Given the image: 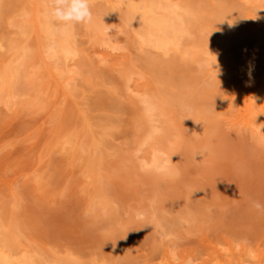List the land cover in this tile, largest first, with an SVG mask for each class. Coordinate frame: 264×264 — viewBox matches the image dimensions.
Masks as SVG:
<instances>
[{
	"label": "rangeland",
	"instance_id": "1",
	"mask_svg": "<svg viewBox=\"0 0 264 264\" xmlns=\"http://www.w3.org/2000/svg\"><path fill=\"white\" fill-rule=\"evenodd\" d=\"M3 1L0 41L7 44L18 36L14 22L35 3ZM113 1L90 6L93 17L109 19L108 34L122 49L113 53L85 43L77 24L78 47L86 53L90 46L107 60L80 55L70 92L47 76L53 60L39 58L35 37L27 39L36 54L20 68L25 76L14 88V104L0 103L1 219L21 245L80 264H205L216 255L221 264H239L248 254L264 257V210L253 207L254 201L264 204V104L256 98L249 111L247 91L255 83L230 69L260 56L253 35L241 40L239 34L247 33L250 13L264 0H173L193 13L191 33L182 40L185 54L141 48L125 26L123 9L109 7ZM222 37L225 43L218 41ZM202 49L221 57L209 62L211 54ZM31 62L34 79L27 72ZM124 75L132 79L126 82ZM126 84L137 95L127 93ZM149 94L162 104L153 117L158 131L138 148L148 124L139 97ZM87 120L90 132L83 130ZM102 131L95 153L103 152V175L94 183L87 177V152L72 155L70 145L61 148L59 141L72 133L93 152ZM150 143L174 156L173 175L140 167L150 158ZM96 186L113 201L111 209L92 198ZM134 209L145 215L131 217Z\"/></svg>",
	"mask_w": 264,
	"mask_h": 264
},
{
	"label": "bare ground",
	"instance_id": "2",
	"mask_svg": "<svg viewBox=\"0 0 264 264\" xmlns=\"http://www.w3.org/2000/svg\"><path fill=\"white\" fill-rule=\"evenodd\" d=\"M33 1L35 3V7L32 9L25 8V10H23V12L20 14L21 17L19 18V20L14 22V25L17 28L16 33H18L17 34L18 36H16L13 39H9L10 41H8L7 44L1 42L3 39L0 41V56L5 55L4 57L2 56L0 57V103L4 102L5 105H7L6 103L14 104V100L16 98L15 96H17L15 95L14 88L16 84H18L20 77L25 76V74L23 73L24 70L21 73L20 68L26 61L31 60L30 58H32L33 54L35 53V51L31 50V48L28 47L29 45L26 43L27 39L30 36L35 37L37 56H39V58L42 59L46 58L53 60V65L47 67V76L49 73L50 79L56 80L59 86H61L63 89L65 88L71 89L75 87L74 80H76V77L78 76L79 73L77 71L78 65L76 66L77 63L76 60L80 55H83L84 58H87L88 59L87 61H89L91 57L94 58L96 56L95 59L97 60L94 61L101 64H104L107 60L105 57L98 55L93 47H92L93 48L92 51L91 50L88 51L90 47L88 46L86 53H85L86 51L85 49H80L78 47L76 36H78L79 33H77V31L75 30L77 24L68 27L67 29H62L58 25L48 23V21L44 16V10L48 5L49 0H33ZM93 2L94 0H90V4ZM3 3L4 1L0 0V14H3L1 12L4 11L5 8V4ZM262 5H264V3H262ZM109 7H116V8L121 7L123 9L122 11L124 12V15L122 16L124 19L125 26L129 30H131L133 37L137 40L141 48L145 47L151 50L155 49L161 51L163 54H167L171 50L178 52L181 51V54L188 53L187 50L188 48L186 49L185 46L184 48H182L183 47L182 40L185 36H188L191 33L190 18H192L191 16L192 12L190 7L185 6L184 4H180L178 1L175 2L173 0H168V1L167 0H116ZM122 11L121 14L123 13ZM7 18L9 17L7 16ZM108 20L109 19L100 16L93 17L90 23L80 24L79 28H82L83 36L84 35L87 36V38H85L86 40H84L85 43L86 42L90 44L97 43L100 47L104 49H108L110 52L114 53L122 48L118 46L117 40H115L114 38L111 39L108 34V30L112 28V24ZM249 20L251 26L249 25L250 26V27L248 26L249 28H245V30L247 29V33L244 30L243 31L240 30L241 32L239 35L241 37V40L245 39L247 34L253 35L252 37H254V39L253 40L251 39L252 40L251 42L256 43L258 49L257 54L259 53L260 56L258 55L259 57L256 58H251L252 57L251 56L249 57V59L247 58V60L245 61H242L240 63L238 62L239 64L238 65L236 64L237 66L235 67L231 66L232 68L230 69H232L231 71L236 73L239 77H245V78L251 77L253 79V82L255 83L254 90L247 91L248 93L247 104H248V109L251 112V104L254 103V99L257 98L261 104H264V6H260L257 8V10L254 13H250ZM9 25L12 26L11 22ZM232 34L233 33L231 32V35ZM226 40L227 38L222 37L218 41L225 43ZM188 43H190L189 51H191V53H196L197 49L195 48V45H192L191 42ZM255 43H253L254 44L252 45L253 47H255ZM209 51L208 49L205 50L202 49L201 53L203 55L204 54L210 55L211 53ZM83 52L85 54H83ZM217 53L211 54V57L206 58V60L211 62L219 59L221 56H219L220 54L217 55ZM37 60L39 59L37 58ZM49 63L51 64V62ZM35 67L36 66L34 65V63L31 62V65L28 67L29 69L27 68V66L25 68L28 69L27 70L28 73L30 74L32 73L31 74L32 79L35 78V77L33 78V75L36 72L35 70H37L35 69ZM26 76L29 75L26 74ZM26 78L28 79V77ZM131 79L132 78L129 75L125 76L126 82H129ZM125 86H126V90L128 91L127 93L129 94L135 93V95H137L136 93L138 89L132 88L131 84H126ZM70 89H68V91ZM252 100L253 102H251ZM139 101L140 103H142L141 110L143 112L144 117L147 119L148 124L145 127L146 131L144 130L145 134L141 139V141L139 142L138 148L147 144L150 140H152L154 133L156 134V132L158 131L157 127L155 126V123H153L154 121L153 117L155 115L160 114L161 105H162L160 104V101L156 100L155 97L151 94L147 96L141 95L139 97ZM91 127L92 126L88 123V120L87 122L86 121L83 122L84 131L92 130ZM99 135L100 137L98 139L96 138L97 140L94 139L93 141L95 140L96 141L93 142V144H91L92 145L91 148L93 149L94 153L92 152V150H90L89 152L85 150V147L82 144H80L78 140H74L75 137H73L72 133L61 136L60 137L61 139L59 141L61 148H64L66 145H70L73 152L72 155H75L76 153L80 154L83 150L87 152V156L85 158L86 159L85 168L89 167L92 170V172L91 170H87L91 172V174L89 175L87 174L88 175L87 177L91 178L90 179L91 182L94 183L99 182L100 178L103 175L102 173L99 172V169H101V164L103 163L101 161L102 159L101 155L103 152L95 153V151L101 150L98 147H101L100 146L102 144L101 138L103 135H105V132L102 131ZM92 137L94 138L97 136L92 135L91 138ZM149 147L151 149L150 158L148 160L141 161L140 167L142 169H148V171L152 173L163 171L168 175H173V173H175V169H174L175 159L173 158L174 156L171 155L167 151V149H164L161 146H158L154 143H150ZM96 166L97 168L95 169ZM101 189L102 188L100 186H96L95 188L96 191L93 194L92 198H95L96 200L95 202L101 205V207H107L108 209H111L112 207L111 203L113 201L111 199H106L107 198L105 195L106 193L104 194L101 191ZM144 212L145 211L140 209H134L133 213H131L132 215L131 217L134 218L140 217L144 214ZM9 227L11 226H7V224L5 225L0 217V264H80V262L76 258H72L71 256L58 257L56 255V256H52L51 259L50 258L48 259L46 255H44L45 253L42 254V252L38 250L32 248L29 249L25 247L26 245L25 246L21 245L18 236L19 234L18 233L16 234L14 229H11ZM226 253H224L223 255L227 256V258L228 255L232 254L229 253L227 255ZM248 256L249 257L246 259H239V261L238 260L237 261L239 262V264H264V257L256 258L254 255L251 256L250 254H248ZM171 258L172 261H174L175 258H173V256ZM90 264H99V263L91 262ZM162 264H169V263L166 261ZM171 264H175V263L172 262ZM176 264H194V263L192 262L185 263L182 260L181 262ZM205 264H221V263H219V259L217 258L216 255L214 257L212 256V258Z\"/></svg>",
	"mask_w": 264,
	"mask_h": 264
},
{
	"label": "clouds",
	"instance_id": "3",
	"mask_svg": "<svg viewBox=\"0 0 264 264\" xmlns=\"http://www.w3.org/2000/svg\"><path fill=\"white\" fill-rule=\"evenodd\" d=\"M48 23L67 29L76 24H88L93 19L90 0H49L44 10ZM258 211L264 210V204L253 202Z\"/></svg>",
	"mask_w": 264,
	"mask_h": 264
}]
</instances>
